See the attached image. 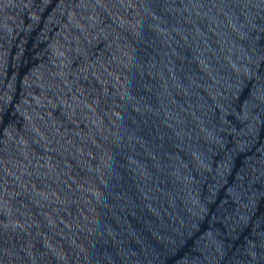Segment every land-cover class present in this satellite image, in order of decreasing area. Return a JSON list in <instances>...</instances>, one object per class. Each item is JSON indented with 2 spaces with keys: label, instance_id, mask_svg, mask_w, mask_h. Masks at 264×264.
<instances>
[{
  "label": "water",
  "instance_id": "obj_1",
  "mask_svg": "<svg viewBox=\"0 0 264 264\" xmlns=\"http://www.w3.org/2000/svg\"><path fill=\"white\" fill-rule=\"evenodd\" d=\"M0 264H264V0H0Z\"/></svg>",
  "mask_w": 264,
  "mask_h": 264
}]
</instances>
